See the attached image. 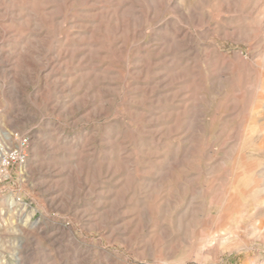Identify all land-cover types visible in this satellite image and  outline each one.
<instances>
[{"label":"rangeland","instance_id":"374dc122","mask_svg":"<svg viewBox=\"0 0 264 264\" xmlns=\"http://www.w3.org/2000/svg\"><path fill=\"white\" fill-rule=\"evenodd\" d=\"M23 142L0 264H264V0H0V143Z\"/></svg>","mask_w":264,"mask_h":264},{"label":"bare ground","instance_id":"6f19581e","mask_svg":"<svg viewBox=\"0 0 264 264\" xmlns=\"http://www.w3.org/2000/svg\"><path fill=\"white\" fill-rule=\"evenodd\" d=\"M190 98V97H189ZM187 105V104H186ZM263 105V104H262ZM257 108V107H256ZM261 108V107H260ZM184 109V108H183ZM182 109V110H183ZM202 109V108H201ZM195 110V109H194ZM259 110V109H258ZM190 111V110H189ZM257 111V110H256ZM192 113V112H191ZM199 113V112H198ZM191 116V115H190ZM192 116H195V113H192ZM191 116V117H192ZM197 116V115H196ZM183 117V116H182ZM190 117V118H191ZM204 117V116H203ZM193 119H194V117H193ZM190 120V119H189ZM194 120H196V119H194ZM189 122V121H188ZM190 122H191V120H190ZM189 122V123H190ZM186 124H187V122H186ZM251 125V124H250ZM188 126V125H187ZM190 126V125H189ZM254 127V126H253ZM187 128H189V127H187ZM186 128V129H187ZM249 128H250V126H249ZM161 131V130H160ZM186 131V130H185ZM184 131V133H187V132H185ZM190 134V133H189ZM190 136V135H189ZM181 138H182V141H184L185 140V138H186V136L184 135H182V136H180ZM190 137H192V136H190ZM206 137V136H205ZM191 139V138H190ZM226 140V139H225ZM192 141V140H191ZM190 141V142H191ZM185 142V141H184ZM183 142V143H184ZM189 142V141H188ZM192 143V142H191ZM180 144V143H179ZM183 145V144H182ZM191 145V144H190ZM180 146V145H179ZM184 147V146H183ZM179 148H181V147H179ZM191 148V147H190ZM190 148H188V149H190ZM176 149V148H175ZM183 149V148H182ZM255 149V148H254ZM193 150V149H192ZM191 150V151H192ZM178 151H180V152H184L183 154H184V157H187V154H191L188 150L187 151H185V150H183V151H181V149H178ZM254 151V150H253ZM182 154V153H181ZM182 154V155H183ZM181 156V155H180ZM179 158V157H178ZM188 158V157H187ZM163 159V158H162ZM185 159V158H184ZM189 159V158H188ZM172 162V161H171ZM164 166V165H163ZM164 171V170H163ZM235 176H236V174H235ZM191 177V176H190ZM170 180V179H169ZM165 185V184H164ZM235 190V189H234ZM14 204H15V200L14 199H12L11 200V204H9L10 205V207H11V205L12 206H14ZM19 215V214H18ZM23 214H21V216L19 217V222H18V224H20L21 226H24V229H23V232H24V234H25V237H26V240H28V241H30L29 243H27V241H26V243L27 244H32L33 243V240H35L36 238H37V234H38V232H39V230H40V232L42 233V234H44V230L41 228V221L40 220H37V221H32V215H30V216H28L25 220L23 219ZM2 222H3V220H2ZM12 222V221H11ZM7 224V223H6ZM2 226H4V225H2ZM39 232V233H40ZM71 234V233H70ZM66 235L64 232H61V237H59L60 238V240H62L63 241V239L66 237V239H68V240H70L71 242H73V239H75V238H73L72 237V234L71 235ZM39 237V236H38ZM39 238H41V237H39ZM34 245V244H33ZM37 247V246H36ZM39 248V247H38ZM42 248V247H41ZM32 251H33V247L32 246H27V247H25V246H17L16 248H14L13 250H10L9 251V253H8V256H9V260H10V262H8L7 260H3V261H1V264H33V262H34V254L32 253ZM39 253V252H38ZM57 253V252H56ZM38 256H39V254H38Z\"/></svg>","mask_w":264,"mask_h":264},{"label":"built area","instance_id":"2783aa9c","mask_svg":"<svg viewBox=\"0 0 264 264\" xmlns=\"http://www.w3.org/2000/svg\"><path fill=\"white\" fill-rule=\"evenodd\" d=\"M26 143L23 142L17 146V149L0 143V178L7 177L9 175V167L15 161L22 159L27 160V153L25 151Z\"/></svg>","mask_w":264,"mask_h":264}]
</instances>
